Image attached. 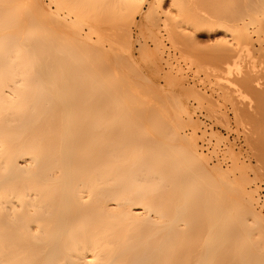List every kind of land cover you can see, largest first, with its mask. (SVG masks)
<instances>
[{
    "label": "bare ground",
    "instance_id": "6f19581e",
    "mask_svg": "<svg viewBox=\"0 0 264 264\" xmlns=\"http://www.w3.org/2000/svg\"><path fill=\"white\" fill-rule=\"evenodd\" d=\"M86 1L78 21V5L67 13L62 0H0V264H264V203L248 175L264 174V0H229L228 17H202L198 0ZM104 4L119 6L118 20L102 19ZM162 25L173 44L198 41L201 26L224 32L221 73L207 64L197 72L208 69L254 142L253 167L235 142L223 166L213 137L198 135L189 97L218 123L230 118L209 95L215 110L201 105L206 93L163 55ZM133 27L156 34L155 50L147 35L137 51L169 86L162 96L140 85Z\"/></svg>",
    "mask_w": 264,
    "mask_h": 264
},
{
    "label": "rangeland",
    "instance_id": "374dc122",
    "mask_svg": "<svg viewBox=\"0 0 264 264\" xmlns=\"http://www.w3.org/2000/svg\"><path fill=\"white\" fill-rule=\"evenodd\" d=\"M59 1H61V0H59ZM64 1H66V0H64ZM68 1V0H67ZM67 1L66 2H63V0H62V3L61 4H63V7H64V10H68V9H71L73 6H75V5H78V7H79V10L77 11L76 9V11L77 12H80V15L76 12V11H74L73 10V8L71 9V11H72V13L73 12H75V13H73V14H71L69 11L70 10H68L67 11V13L69 12L70 13V15L72 16V18L74 17V19H75V17H76V15H78L79 17H84V18H82L81 17V19L80 20H82V21H85L86 20V17L88 18V14H89V10H90V8L88 9V4L89 3H86L87 1L86 0H70L68 3H69V5L71 4L72 6H71V8H70V6H68L69 8L67 9ZM89 2H90V0H88ZM186 0H184V2H185ZM189 1H191V0H189ZM198 2H199V8H200V10H202V12H201V16L202 17H205L206 15L207 16H218V17H222L223 15H226L227 17H228V15H229V0H198ZM66 3V4H65ZM186 3V2H185ZM83 5V6H82ZM91 5V4H90ZM105 6H103L102 7V9L101 10H103L104 8H105V11L103 10L102 11V19H104L105 21H108V22H112V20H114V21H116V20H118L119 19V6H116V5H114V7H112L113 5H111V7H110V5H108V7H110V8H108L107 7V4H104ZM66 6V7H65ZM166 6L167 5H165V7L163 6V7H161V8H158L159 10H157V14L155 15V17L153 18V20H152V22H154V24L156 25V27H157V23L159 22L158 20L159 19H165V14H164V12H165V9L164 8H166ZM56 6L54 5V8H55ZM76 7V6H75ZM74 7V8H75ZM77 7V8H78ZM173 7V6H172ZM106 8H108V10H107V12H106ZM56 9V8H55ZM77 13V14H76ZM159 13H161V16H159ZM163 14H164V16H163ZM75 15V16H74ZM110 15H111V17H110ZM79 17H76L77 18V20L79 21ZM225 17V16H224ZM226 17V18H227ZM85 19V20H84ZM111 20V21H110ZM87 21V20H86ZM113 21V22H114ZM160 22H162V20L160 21ZM182 23H180V25H181ZM85 25H86V22H85ZM84 25V26H85ZM155 25H152V26H155ZM184 25V26H183ZM183 25H181V26H177L178 27V29H177V31L180 29V31L182 30V26H183V29L185 28V24H183ZM83 26V27H84ZM151 26V27H152ZM163 26V25H162ZM160 27L161 29H163V30H160V32H159V39H161L162 40V42H163V44H165V49L163 50L164 51V53H163V55L165 56L167 53H169L170 54V56L169 57H171L170 59V62H173V64H174V66H175V68H177V70H180L181 72H179V74H181V76H182V78L183 79H185V80H183V82L188 86V84H189V86L191 87H195V89L197 90V91H199L201 94H203L204 95V93H206V97H207V99L206 100H202V104L201 105H203L204 107L205 106H207V103L209 104L210 103V101H212V97H213V103H219V105H217V104H215V108H216V111H217V114H220V112L222 113H224V117H229L228 119L231 121H229V123H230V125L232 126H229V124H227L228 122H225L224 120V122H225V124H227V126H222L223 124V121H221V124L220 123H218V121L221 119V118H223V117H221L220 119L219 118H217V121L215 120L216 118H215V116H216V113H215V116L213 117V115L214 114H212L211 116L209 115V113H207V112H209L207 109H206V107L205 108H203L202 107V109H201V106L200 107H196V106H199L200 104L197 102V99H195L196 97H189L190 99L188 100V105H189V110H190V112H191V116L193 115V119L194 120H197L198 122H200L201 121V124H203L202 126L204 127V128H201L200 129V132H198V135L199 136H201L202 138H204V136H208V138H206L207 140L206 141H208V139H211L212 137V139H211V141H208V142H211L210 143V145L208 144V142L206 143L207 145H205V147L204 148H207L208 147V145L210 146V148H212V147H214L216 150H219V152H221V154H223V156H225V159H227V157L230 155H232L231 157H235V154L238 152V155L240 154V160L239 161H244V162H247L248 164L250 163L251 164V166L253 167L254 166V164L256 165V162H257V159H256V148H255V144H254V142H252V144L250 143V141H249V139L248 138H246V134L247 133H245L246 131L245 130H243V129H241L242 127H244L243 126V124H242V127L241 128H239V125L237 124V121L235 120V118H234V115H233V112L231 113V110L232 109H229L230 107H232V105L230 104V102H228L227 104L228 105H226L225 103V106H223V102L224 101H226V100H222L221 99V95L219 94L220 92V90H218L217 88H218V86L217 85H215L216 84V82H215V80H214V78H213V76L211 77V75H208L207 76V78H206V74L209 72H207V70L208 69H206V71L205 72H207L206 74H204V71L200 68V70H198V72H197V67L198 66H196V65H199V64H207V65H205V67H212V68H214V69H216V71H219L218 73H221V70H222V67H225V63H224V61H226L225 60V57L220 53L219 54V52H218V50L216 49V46H215V42H216V38L219 36V37H222L223 35H224V32L223 31H218V32H213L212 30H210V31H208L206 28H209V27H207L206 26V28H205V26H201L200 27V30H199V32H197V35H196V39L195 40H198V41H196V42H193V41H188V43H186V40H181L180 39V41L178 40L179 38H175V39H177L179 42H181V41H183V43H185L186 45V47L184 48V47H182V45L180 44V45H176V42H178L177 40H176V42H175V44H173L174 42H171L170 40L172 39V38H174V37H170V31H169V28H170V26H168V27H166L167 29H168V31H169V33L167 34V32L166 33H164L165 32V30L167 31V29H164V26L163 27ZM176 27V26H175ZM176 27V28H177ZM138 28H132V35H133V38H134V43H135V40L136 41H138V42H136L134 45H135V47H134V53H135V60L134 61H136L135 63H136V66H137V69H141V70H139V74L142 76V77H144V78H148L149 80H148V83L151 81V83H147V82H145L146 81V79H145V81H144V78H143V80H139V82H140V85H142V84H144V86L145 87H142L143 89H144V91H145V94L147 93H149V94H153V96L154 95H156V96H162L163 94L161 93V91L164 93V89H165V91H166V89L168 90V85H165V83L166 82H164L162 79H164L163 77H162V79L161 78H159L156 74H153L156 70H155V68L153 69L152 67H154V66H152V65H150L149 64V62H148V64H147V62L145 63V64H143L146 60H148V59H146V58H144V56H141L142 58H144L143 60H142V62L140 61L141 59L139 58L140 56L138 55L139 54V52H141V51H137V49L139 48V46H140V44H142V45H144L145 43H144V41L146 42V38H147V35L150 33L149 31V33L148 32H146V29H143V35H145V36H143L142 34H141V32L139 33V30L141 31V29H139V30H137ZM152 29H155V30H153V31H158V30H156V28L155 27H153ZM175 29V28H174ZM145 30V31H144ZM179 31V32H180ZM184 31V30H183ZM172 33L174 32V30L173 31H171ZM152 33V32H151ZM171 33V34H172ZM178 33V32H177ZM176 33V31H175V34H177ZM138 34V35H137ZM139 34H141V35H139ZM153 35L155 34V33H152ZM151 34V35H152ZM163 34V35H162ZM174 34V35H175ZM137 35V36H136ZM153 35L152 36H150V35H148V38H147V42H146V46L147 47H149L150 49H152V50H155V49H153L154 48V39L156 38H152L153 37ZM167 35H169V36H167ZM179 35V34H178ZM141 36V37H140ZM155 36H156V34H155ZM172 36V35H171ZM177 36V35H176ZM175 36V37H176ZM169 37V38H168ZM218 37V38H219ZM143 38V39H142ZM149 38H152V40H150ZM164 38V39H163ZM142 40H143V42H142ZM150 40V41H149ZM156 40V39H155ZM189 40V39H188ZM191 40H194V37H192L191 38ZM194 40V41H195ZM172 41H174V40H172ZM185 41V42H184ZM152 42H153V44H152ZM157 42V41H156ZM139 44V45H138ZM178 44V43H177ZM149 45V46H148ZM156 45V44H155ZM184 46V45H183ZM156 47V46H155ZM161 47V46H160ZM138 50H141L140 48L138 49ZM162 51V47H161V49H159V53H161V51ZM166 51H167V53H166ZM145 53V52H144ZM188 54V55H186V54ZM142 54V53H141ZM140 54V55H141ZM182 54H184V55H182ZM144 55H147V54H144ZM167 56V55H166ZM181 56H184V58H185V56H188L187 57V59L185 58H183V57H181ZM223 56V57H222ZM147 57V56H146ZM168 57V56H167ZM189 57H190V59H189ZM148 58V57H147ZM174 59V61H173V59ZM146 59V60H145ZM165 59H167L166 57H165ZM184 60H186V61H184ZM192 60V61H191ZM192 62H195L196 64H194V63H192ZM192 63V64H191ZM224 63V64H223ZM209 65V66H208ZM138 66H139V68H138ZM143 66V67H142ZM145 66V67H144ZM147 66V67H146ZM149 66H152L151 68L154 70V72L152 73V71L153 70H151V68L149 67ZM166 66V65H165ZM164 66V67H165ZM217 66H220L221 67V69H220V67L219 68H217ZM141 67V68H140ZM148 67L150 68V70H151V72L150 71H148ZM145 68V69H144ZM212 68H210V69H212ZM198 69H199V67H198ZM209 69V70H210ZM218 69V70H217ZM220 69V70H219ZM143 70V71H142ZM166 70H168V68H167V66H166ZM203 72H202V71ZM201 71V72H200ZM211 71V70H210ZM124 72H125V70H124ZM177 73V72H176ZM151 74V75H150ZM140 75H139V77H140ZM147 75V76H146ZM155 75V76H154ZM160 77H161V75H160ZM211 77V78H210ZM210 78V79H209ZM156 81H155V80ZM159 81V82H158ZM153 82H155L154 84H153ZM215 83V84H214ZM147 84V85H146ZM167 84V83H166ZM212 85H215V87L214 88H216L217 89V91H215L214 90V88L212 87ZM148 86V88H146ZM164 86V87H163ZM168 86V87H167ZM155 87V88H154ZM175 87V86H174ZM174 87H173V89H174ZM142 88H140V89H142ZM145 88H146V90L148 89V91L149 92H146V90H145ZM157 88V89H156ZM176 88V91L178 92V90H177V87H175ZM179 88V87H178ZM161 91H160V90ZM220 89V88H219ZM142 91V90H141ZM174 91H175V89H174ZM222 92V91H221ZM148 94V95H149ZM160 94V95H159ZM162 94V95H161ZM147 95V96H148ZM208 95L211 97V100L208 102L207 100H208ZM147 96H144L145 97V99L146 100H148V99H150V97H148V98H146ZM155 98H157V97H154V99ZM154 99H152L153 101H154ZM194 99V100H193ZM210 99V98H209ZM215 100L217 101V102H215ZM204 101V102H203ZM196 102H197V104H196ZM204 103V104H203ZM212 103V102H211ZM212 103V104H213ZM221 103V104H220ZM199 104V105H198ZM191 105V106H190ZM210 106H208V109H214L213 107H211V104H209ZM230 105V106H229ZM221 106H223V107H221ZM197 108V109H195V108ZM262 107L264 108V104L262 105ZM227 108V110H225ZM194 109H195V111H194ZM218 109V110H217ZM200 110V111H199ZM207 110V111H206ZM215 110V109H214ZM205 111V112H204ZM230 111V112H229ZM210 114H211V112H210ZM195 115V116H194ZM227 115V116H226ZM209 116V117H208ZM208 117V118H207ZM225 119V118H224ZM216 121V122H215ZM226 121H227V119H226ZM203 122V123H202ZM220 122V121H219ZM212 123V124H211ZM234 123V124H233ZM253 123V125H255V123H256V121H254V122H252ZM200 124V125H201ZM220 124V125H219ZM257 124H259V123H257ZM212 125V126H211ZM236 125V126H235ZM229 126V127H228ZM235 126V127H234ZM258 126V125H257ZM229 128V129H227V128ZM236 127H238L237 129H236ZM259 127V126H258ZM230 128H231V130H230ZM232 128H234V129H232ZM208 130L207 132H202V130ZM199 131V130H198ZM230 131H232V132H230ZM245 131V132H244ZM186 132L187 133H189L190 132V129L189 130H186ZM210 132H211V134H210ZM218 134V135H220V136H222L223 137V140L225 139H227L226 141L227 142H221L222 143V145L221 144H218V142H215V140H216V136L214 135V136H212V134ZM202 134H203V136H202ZM229 135V136H228ZM239 135V136H238ZM257 136H258V138H257V141H258V139L260 138L261 140H264V118H261V120H260V132L257 134ZM200 137V138H201ZM226 137V138H225ZM233 138H235V139H233ZM242 138V139H241ZM228 140H229V142H228ZM234 140V141H233ZM200 141H201V144L200 145H202V140L200 139ZM213 141V142H212ZM234 142H235V144H234ZM217 143V144H216ZM225 143V144H224ZM232 144V146H233V144L235 145L234 146V150H235V152L236 153H233L234 154V156H233V154L231 153V154H229V150H228V147H229V145L230 144ZM215 144H216V146L217 145H219V147L217 146H215ZM224 144V145H223ZM228 146H227V145ZM238 144V145H237ZM223 146H225V148H223ZM237 147V148H236ZM238 147H240V148H238ZM242 147V148H241ZM214 148H212L211 150H214V151H216ZM218 148V149H217ZM222 148H223V150H222ZM203 149V148H202ZM206 150V149H205ZM213 151V152H214ZM225 151H228L227 152V154L226 153H224ZM250 151H252V152H250ZM203 152H204V149H203ZM218 152V151H217ZM223 152V153H222ZM239 152H241V153H239ZM216 154L218 155L217 157L219 158L218 160H221L222 158V155L221 154H219V153H216L215 152V156H216ZM225 154V155H224ZM253 154V155H252ZM255 154V155H254ZM228 155V156H227ZM251 155V156H250ZM216 157V158H217ZM231 157H228V159H229V163L228 162H225V161H227V160H223V162L224 163H226V164H224L222 161H220V162H222V165L223 166H228L229 164H232L231 163ZM213 159V161L215 162V163H217L218 162V160H216L215 161V157H212ZM215 158V159H214ZM244 159V160H243ZM251 159V160H250ZM233 160V159H232ZM252 173V174H251ZM250 173V171H248V175H249V179H253V181L250 183V185L251 184H253V185H251V187H252V189H255V192L257 193L256 195H257V197H259V198H261V199H259V202H261V204L262 203H264V174H262L261 175V177H260V179H262V181L260 180V179H256V180H254V178H255V174H253L254 172L252 171ZM259 195V196H258ZM263 210H264V207H263Z\"/></svg>",
    "mask_w": 264,
    "mask_h": 264
}]
</instances>
